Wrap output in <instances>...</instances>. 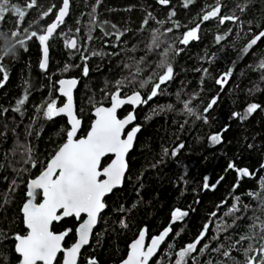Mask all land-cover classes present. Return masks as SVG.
I'll list each match as a JSON object with an SVG mask.
<instances>
[{"label": "trees", "instance_id": "obj_1", "mask_svg": "<svg viewBox=\"0 0 264 264\" xmlns=\"http://www.w3.org/2000/svg\"><path fill=\"white\" fill-rule=\"evenodd\" d=\"M10 2L24 8L28 0ZM37 3L38 7L25 9L27 15L20 28L16 27L17 17L11 13L0 22V56L16 44L13 52L4 56L8 79L0 87V230L7 234V238L0 236V264H18L11 237L26 231L21 208L27 199V182L40 174L66 139L69 129L66 119L48 120L43 115L48 101L55 99L58 106L64 103L58 95V82L72 78L78 81L75 106L82 121L79 137H84L93 121V109L109 105L106 93L115 91L116 81L136 70L135 66L125 65L141 58L142 71L134 84L124 87L122 94L139 90L147 98L152 84L158 81L152 79L142 89L139 83L161 71L157 65L168 43L180 50L178 55L170 54L173 78L161 86L156 97L135 111L140 131L128 157L124 184L105 200L106 209L89 246L80 255L79 264H87L89 258H95L98 264L121 263L128 245L141 229L147 230V239L158 235L177 208L188 215L182 223L172 226L168 242L150 264H174L175 253L193 242L205 223H210L208 234L198 250L186 258L187 264H245L243 249L248 243L256 248L264 243L257 236L231 248L241 236L256 235L264 224V204L258 196L249 195L262 191L260 179L264 177L261 167L264 165V72L257 67L264 59V40L243 57L241 50L252 35L264 28V0H220L221 15H234L238 20L220 24L215 19L203 23L198 39L187 46L180 44L179 39L199 22L206 6L215 4V0H193L188 7H184L185 0H170L166 7L157 0H100L98 5L96 0H70L65 24L49 42L46 71L39 67L38 41H27L25 50L10 36L12 30H17L19 38H23L22 29L28 28L29 23H32L30 30L40 32L55 19L50 15L41 20L40 14L52 5L56 6L53 12L58 11L62 0H37ZM93 6L97 26L89 33ZM171 12L175 16L169 19ZM169 28L172 32H167ZM157 30L163 43L149 51L151 34ZM117 31L123 33L119 41L115 39ZM65 35L77 40V49L69 50L65 46ZM218 35L225 37L219 43ZM85 63L89 69L87 75L83 73ZM229 69L232 75L221 88L216 80ZM25 93L28 95L25 105L20 112L13 111ZM213 98L217 103L205 113ZM185 102L195 115L187 113ZM251 103L261 105V109L245 120L233 118V113H244ZM128 110L120 111L118 117L122 118ZM213 134H221L220 143H211L209 137ZM181 144L183 148L173 157L172 151ZM164 149L168 150L167 155ZM109 161L107 158L104 163ZM230 163L235 168H229ZM235 169H248L255 175L241 178ZM233 205L239 211L225 216ZM121 206L125 211H119ZM213 212L217 213L215 217L210 215ZM121 220L126 222V228L120 227ZM221 222L228 227L217 232L216 224ZM77 225L70 218L54 224L52 231L61 233L70 229L64 241V247H70L76 240ZM205 244L208 248L201 253L199 249ZM226 250L229 257L222 255ZM61 258V255L57 258V264H61Z\"/></svg>", "mask_w": 264, "mask_h": 264}, {"label": "snow or ice", "instance_id": "obj_2", "mask_svg": "<svg viewBox=\"0 0 264 264\" xmlns=\"http://www.w3.org/2000/svg\"><path fill=\"white\" fill-rule=\"evenodd\" d=\"M157 2L167 6L170 0H157ZM192 2L193 0H185L184 7H188ZM96 3L98 5L100 0H96ZM35 7H38L37 0H28L24 8L12 4L10 0H0V22L4 21L7 13H11L17 17L16 27L20 28L27 15L25 9L31 10ZM54 8L56 6L52 5L40 14L41 20L50 15L55 16V19L47 24L46 27L42 28L40 32L30 30L32 29V23H29L28 28L22 29L24 32L23 38H19L20 32L17 30L10 32V36L16 40V43L20 47H24L25 50H27L25 47L27 41L33 39L38 41L43 53L39 67L44 71L47 70L48 42L57 33V29L65 24V18L69 15L70 0H62V5L58 8V11L53 12ZM243 10L241 9V11ZM95 13L96 7L93 6L89 33L92 27L97 26L95 23ZM172 16H175V12L169 13V19ZM212 19H218L220 24H224L228 21L235 23L238 17L234 15H221L220 0H215V4L206 6L199 22L195 23L194 27L183 33L179 39V43L187 46L191 41L197 40L201 25ZM147 22V20L144 21L145 24ZM160 23L163 24V21H160ZM100 27L103 30V26L100 25ZM112 27L115 28V25H112ZM258 27L260 26L258 25ZM157 32L158 30L153 31L151 34V44L148 45L149 51L160 48L163 43ZM167 32H172V29H167ZM105 35H108V33L105 32ZM122 35L123 33L117 31L115 33V39L119 41ZM224 38V36L218 35L216 42L219 43ZM88 39L91 40L92 36L89 35ZM262 40H264V28H261L256 34L252 35V38L241 50V57L249 54L254 46H257L258 42ZM65 46L68 49H77V40L65 35ZM15 47L16 44H12L10 48L4 51V55L0 56V74H3V79L0 80V87L8 79L7 69L3 65L4 56L13 52ZM179 51V49H173L172 43H168L157 65L161 71L154 73V76L150 77L147 81H140L139 87L141 89L152 79L158 81L152 84L150 93L146 99L143 98L139 90H133L130 95L122 94V90L126 85L135 83L136 77L142 71L139 64L142 63L143 58H141V61L134 60L132 65H125V67L129 68L135 66V72H132L129 77L116 81L115 91L106 93L110 100V107L96 106L94 108L93 115L95 119L87 135L83 138H77L81 120L75 115L73 102V88L77 81L75 79H62L58 82L60 86L59 94L66 98V102L62 106H58L55 99L48 101L43 110V115L48 120L63 115L67 117L70 128L66 131L65 141L56 149L40 174L27 182V190L25 193L27 199L21 208L23 225L26 231L24 234L15 233L11 237L15 241L14 251L18 257V264H57L59 254L63 255L62 264H78L81 249L89 244L93 229L97 225L101 213L106 208L105 197L112 193L114 189L120 187L125 179V173L128 170L126 157L133 148L136 135L140 131V126L136 125L125 134L127 126L135 120L134 110L137 106L146 104L156 97L162 90L161 86L173 78L174 70L170 62V54L174 53L178 55ZM93 55H103V53L93 52ZM81 58L86 60L85 57ZM257 67L260 71L264 72V59L260 60ZM88 72L89 69L85 63L83 73L87 75ZM231 75L232 70L229 69L228 72L216 80V83L223 88ZM27 99L28 95L25 93L21 99L17 100L13 111L20 112ZM216 103L217 99L213 98L204 109V112L207 113ZM125 105L133 106V112H130L123 119L118 118V110ZM183 107L189 115H195L193 109L189 107V103L185 102ZM258 109H261V105L251 103L247 106L244 113H233L232 115L233 118L245 120ZM37 110L39 111L40 109ZM196 118L201 119L200 116H196ZM204 122L207 123V119ZM209 139L212 144H218L221 142V134H213ZM183 146V144L179 145L177 149L172 151L171 155L175 157L177 151L183 148ZM164 153L167 155L168 150L164 149ZM106 157H112L110 163H104ZM30 159L31 156H29ZM25 162L27 163L28 161ZM32 166L35 167V162L32 163ZM228 167L235 168L232 163ZM261 167L264 168V165H261ZM235 170L241 178H251L255 175L248 169ZM15 183L13 181V185ZM238 186L239 184L234 186L233 190ZM204 187L206 189L209 187L207 178ZM260 187L262 190L260 193L250 192L249 195L258 196L261 199V203L264 204V177L260 179ZM236 199L239 201V197ZM221 206L218 205L217 207ZM119 211H125L123 206H121ZM238 211L239 209L233 205L224 215L229 216ZM187 215L188 213L186 211L177 208L171 214L172 222L182 220ZM210 215L215 217L217 213L213 212ZM72 217L79 221L78 227L75 229L76 241L70 247H64L63 242L71 230L67 229L62 233H55L52 231V225L54 222ZM235 219H239V217ZM120 227H127L124 220L120 221ZM227 227L228 225L221 222L216 224L215 230L221 232L225 231ZM252 227L255 228L256 225L253 224ZM209 228L210 223H205L199 236L193 242L188 243L175 253L174 264H187L186 258L198 250V245L207 236ZM146 232V229L139 231L138 237L129 245L127 256L121 261V264H150V261L157 255L161 245L169 236L171 227L165 228L158 236L152 237L150 243L147 245L145 244ZM0 236L7 238V234L3 230H0ZM257 236L260 241H264V224L260 225V231L256 235L249 233L241 236L239 240L231 244V248L235 249L237 244H242L244 241H252ZM168 247L171 248L172 246L169 245ZM206 248H208L207 244L203 248H200L199 251L202 253ZM216 250L220 251V249ZM243 252L246 258L245 264H264V243H261L259 248L254 247L252 243H248V246L243 249ZM222 255L229 257L230 252L227 250L223 251ZM194 260L195 258L193 257ZM87 264H98V262L95 258H89Z\"/></svg>", "mask_w": 264, "mask_h": 264}, {"label": "water", "instance_id": "obj_3", "mask_svg": "<svg viewBox=\"0 0 264 264\" xmlns=\"http://www.w3.org/2000/svg\"><path fill=\"white\" fill-rule=\"evenodd\" d=\"M161 5V4H160ZM161 6H163V7H166V6H164V5H161ZM168 6V5H167ZM70 10V9H69ZM68 17V16H67ZM67 17L65 18V21H66V19H67ZM212 20H215V19H212ZM210 21V20H209ZM57 32H58V29H57ZM56 34H54V36H55ZM53 36V37H54ZM52 39V38H51ZM50 39V40H51ZM50 40H49V42H50ZM49 42H48V45H49ZM40 50H41V59L43 58V53H42V49H41V46H40ZM69 50H74V49H69ZM48 57H49V51H48ZM41 62V61H40ZM47 68H48V61H47ZM73 79V78H72ZM64 80H69V79H64ZM76 80V79H75ZM77 81V80H76ZM57 87H58V95H59V97H61L63 100H64V103L66 102V98L65 97H63V96H61L60 94H59V83H58V85H57ZM77 89H78V81H77V83H76V85H75V87L73 88V102H74V111H75V115L77 116V114H76V106H75V94H76V92H77ZM141 105H139V106H137L136 108H135V110H134V115H135V111L140 107ZM104 107H110V103H109V105L108 106H104ZM125 108H130L131 109V112H133V106H131V105H125V106H123L122 108H120L119 110H118V113L120 112V111H122L123 109H125ZM93 113H94V109H93V111H92V116H93V120L95 119V117H94V115H93ZM129 114V113H128ZM127 114V115H128ZM127 115H125L124 117H122L121 119H123V118H125ZM58 117H62V118H64V119H66V121H67V117H65V116H63V115H61V116H58ZM58 117H55V118H58ZM77 118H78V116H77ZM119 118V117H118ZM79 119V118H78ZM93 122V121H92ZM92 124V123H91ZM67 125H68V127L70 128V125L68 124V121H67ZM134 126H136V119L132 122V124H130V125H128L127 126V128L125 129V134L128 132V131H130L131 130V128L132 127H134ZM81 127H82V121H81V125H80V129H79V131L77 132V138H83V137H79V133H80V130H81ZM90 127H91V125H90ZM90 127H89V129H90ZM89 129H88V131H89ZM87 131V132H88ZM87 132H86V134H85V136L87 135ZM84 136V137H85ZM137 136H138V133H137V135H136V138H135V140H134V144H133V148H134V145H135V143H136V139H137ZM133 148L130 150V152L128 153V155H127V157H126V160H127V163H128V157H129V155H130V153L132 152V150H133ZM107 158H110V161H111V159H112V157H106L105 159H107ZM110 161L108 162V163H110ZM127 173H128V170L126 171V173H125V177H126V175H127ZM36 178V177H35ZM124 181H125V179H124ZM124 181H123V183H122V185L120 186V187H117L116 189H114L113 190V192L114 191H116V190H119V189H121L122 188V186H123V184H124ZM26 190H27V187H26ZM112 192V193H113ZM112 193H110V194H108L106 197H105V200L112 194ZM106 209V208H105ZM105 211V210H104ZM104 211L101 213V216H102V214L104 213ZM21 215H22V213H21ZM100 216V217H101ZM72 218H74V217H72ZM67 219H70V218H64L63 220H61V221H59V222H54L53 223V225L54 224H59V223H61L62 221H64V220H67ZM75 219V218H74ZM186 219V216L182 219V220H179V221H176V222H172V217H171V219H170V222H169V224L167 225V227L166 228H168L169 226L172 228V226H174V225H176V224H179V223H182L184 220ZM99 220H100V218H99ZM99 220H98V223H99ZM75 221L79 224V221H77L76 219H75ZM98 223H97V225L95 226V228L93 229V233H94V231H95V229L97 228V226H98ZM52 225V226H53ZM24 226V225H23ZM77 227H78V225H77ZM164 230V229H163ZM162 230V231H163ZM161 231V232H162ZM160 232V233H161ZM62 233V232H61ZM159 233V234H160ZM158 234V235H159ZM171 234H172V229H171V232H170V234H169V236L166 238V241L161 245V248H160V250H158V253H157V255L155 256V257H153V260L158 256V254H159V252L161 251V249L165 246V244L168 242V240H169V238H170V236H171ZM93 235V234H92ZM92 235H91V237H90V241H89V244H90V242H91V239H92ZM158 235H155V236H158ZM75 237H76V232H75ZM138 237V236H137ZM136 237V238H137ZM154 237V236H153ZM135 238V239H136ZM152 238V237H151ZM151 238H149V239H147V233H146V237H145V244L147 245L148 243H150V240H151ZM134 239V240H135ZM133 240V241H134ZM76 241V240H75ZM132 241V242H133ZM131 242V243H132ZM130 243V244H131ZM63 244H64V242H63ZM89 244L88 245H85L82 249H81V253H82V251L84 250V249H86L88 246H89ZM129 244V245H130ZM129 245H128V248H129ZM15 252V251H14ZM127 252H128V250H127ZM16 254V253H15ZM62 256V258H61V264H62V260H63V255L62 254H59L58 255V257L59 256ZM126 256H127V254H126ZM126 258V257H125ZM79 259H80V257L78 258V264H79ZM152 260V261H153ZM152 261H150V263L152 262ZM119 264H121V263H119Z\"/></svg>", "mask_w": 264, "mask_h": 264}, {"label": "flooded vegetation", "instance_id": "obj_4", "mask_svg": "<svg viewBox=\"0 0 264 264\" xmlns=\"http://www.w3.org/2000/svg\"><path fill=\"white\" fill-rule=\"evenodd\" d=\"M128 109H129V110H128V112H127L125 115H127L128 113H130V112H131V109H130V108H128ZM125 115H124V116H125ZM124 116H123V117H124Z\"/></svg>", "mask_w": 264, "mask_h": 264}]
</instances>
